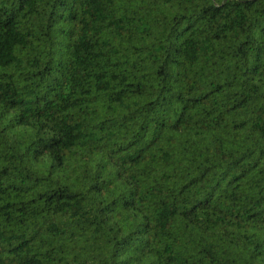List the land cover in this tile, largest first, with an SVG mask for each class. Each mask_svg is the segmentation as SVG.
I'll use <instances>...</instances> for the list:
<instances>
[{
  "label": "trees",
  "instance_id": "1",
  "mask_svg": "<svg viewBox=\"0 0 264 264\" xmlns=\"http://www.w3.org/2000/svg\"><path fill=\"white\" fill-rule=\"evenodd\" d=\"M0 264H264V0H0Z\"/></svg>",
  "mask_w": 264,
  "mask_h": 264
}]
</instances>
